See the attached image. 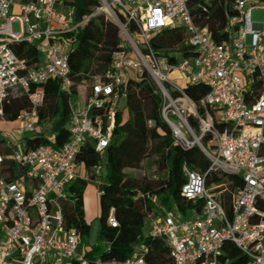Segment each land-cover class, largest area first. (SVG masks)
Returning a JSON list of instances; mask_svg holds the SVG:
<instances>
[{
	"label": "built area",
	"instance_id": "1",
	"mask_svg": "<svg viewBox=\"0 0 264 264\" xmlns=\"http://www.w3.org/2000/svg\"><path fill=\"white\" fill-rule=\"evenodd\" d=\"M251 1L237 0L239 17L233 22L240 28L218 44L194 22L189 0H99L96 14L105 13L120 29L118 49L82 99L70 101L69 140L58 148L55 135L48 136L50 125L40 124L44 88L59 80L71 97L72 47L66 35L84 22H75L74 9L65 0H0V121H6L3 105L10 94L20 92L30 104L17 117L23 122L17 130L20 149L0 138V264H150L145 240L125 260L94 258L83 250L80 232L67 229L63 207L75 182L102 176V162L88 170L78 157L88 143L104 154L130 80L145 73L161 97V117L176 143L191 148L211 134L215 148L200 147L211 162L210 172L241 175L244 186L233 195L230 218L218 191L224 185L209 187L206 175L185 168L182 194L201 201L200 210L186 217L176 208L161 207L147 219L144 239H162L173 264H228L222 260L226 242L241 251L247 264H264V26L253 24ZM172 28L185 30L192 55L154 49L152 37ZM23 42L36 45L38 67L30 68L12 48ZM201 83L209 88L201 102L204 115L185 93L187 86ZM255 86L262 87L261 95L248 101ZM213 112L228 125L224 131L216 128ZM187 114L200 124L194 140L185 136L184 129L193 131ZM28 132L50 144L29 147L23 141ZM109 223L118 227L114 216Z\"/></svg>",
	"mask_w": 264,
	"mask_h": 264
},
{
	"label": "trees",
	"instance_id": "2",
	"mask_svg": "<svg viewBox=\"0 0 264 264\" xmlns=\"http://www.w3.org/2000/svg\"><path fill=\"white\" fill-rule=\"evenodd\" d=\"M264 6V0H255ZM237 0H189L194 22L207 29L211 38L218 44L229 41L240 28L233 22L239 17L235 8ZM65 4L74 9L76 23L84 22L66 39L72 50L69 57L71 69V97L62 88L61 81H50L44 88L45 103L40 110V124L50 125V134L55 135V146L60 148L69 140L66 128L70 120V101L81 100L92 80L108 69L120 41V29L105 15L96 14L99 0H65ZM96 14V15H94ZM187 34L183 28H172L152 37L151 43L158 52L166 55L179 49L182 55H192L186 45ZM17 55L26 60L30 68L38 67L40 54L35 44L26 42L12 46ZM261 86H255L253 93L247 95L250 101L261 95ZM186 95L197 105L199 113L204 115L201 102L209 93V88L201 83L187 86ZM76 98V99H75ZM162 100L149 75L145 73L138 80L131 79L126 90L127 111L120 110L110 145L105 150L107 175L101 176L99 189L100 234L99 240L107 245L104 259L125 260L131 256L134 246L141 241L149 246L147 260L150 264H173L169 247L162 239H144L147 219L165 209L176 208L189 217L194 210H200L202 202L195 203L185 198L182 188L186 183L185 168L206 175L207 185H224L221 201L230 218L233 215V195L243 188L241 175L225 171H211V162L195 144L183 148L175 141L171 128L161 117ZM27 97L20 92L10 94L5 100L3 110L5 119L15 121L22 110L29 108ZM216 128L224 131L228 125L220 122V116L213 112ZM188 123L197 136H200V124L193 117ZM32 148L50 144L44 136L27 140ZM207 149H214L215 139L207 134L200 140ZM264 156V147L261 150ZM154 160L158 173L154 177L137 179L129 171L141 169L144 163ZM88 170L102 162V155L95 152L88 143L78 157ZM83 182V181H82ZM85 185H88V183ZM69 200L63 204L67 229H76L84 241L90 235L91 225L86 220V211L81 196L73 185L69 190ZM153 198L158 199L155 204ZM114 216L118 227L113 228L109 218ZM100 248L89 249L92 256ZM223 261L228 264H247L248 260L231 242H226Z\"/></svg>",
	"mask_w": 264,
	"mask_h": 264
},
{
	"label": "rangeland",
	"instance_id": "3",
	"mask_svg": "<svg viewBox=\"0 0 264 264\" xmlns=\"http://www.w3.org/2000/svg\"><path fill=\"white\" fill-rule=\"evenodd\" d=\"M251 4L253 5L252 10V22L256 26H264V6L257 4L255 0L251 1ZM66 14V10H65ZM102 15H105V13H100ZM16 15V14H15ZM107 16V15H105ZM13 28L15 32L20 31L19 24L15 22L13 24ZM177 75H174L173 78H175ZM133 79L137 80V76L133 75ZM156 88V87H155ZM76 99V98H75ZM127 105H126V96L123 97V100L121 102V109L123 111H127ZM219 115V114H218ZM189 114H187V117ZM3 122L0 121V138L9 142L13 147L20 149L21 141L18 138V129L23 126V122L21 120L11 121L10 124H2ZM6 124V125H5ZM185 136L189 140H194L195 134L192 130H186L184 129ZM52 134H48V136H51ZM37 135L36 133L28 132L23 136L24 140L27 141L29 139L35 138ZM102 164H103V171L102 176L107 175L106 170V157L103 154L102 155ZM131 172L135 178L141 179L144 177H154L158 173V166L156 165L154 160L149 161L148 163H144L139 170L129 171ZM102 179H97L96 181H93L91 183H88V185H85L82 181L75 182V187L77 188L79 194L83 196V201L85 205V211H86V220L91 225V232L90 235L85 237L83 241V250L87 251L91 249L93 246H98L100 249L94 253V258L98 259L102 256L103 252L106 250L107 245L99 240V234H100V207H99V189L97 187V184L102 182ZM150 221L148 220V223ZM148 228V224H146L144 233L146 229ZM3 239L2 231L0 229V241Z\"/></svg>",
	"mask_w": 264,
	"mask_h": 264
},
{
	"label": "crops",
	"instance_id": "4",
	"mask_svg": "<svg viewBox=\"0 0 264 264\" xmlns=\"http://www.w3.org/2000/svg\"><path fill=\"white\" fill-rule=\"evenodd\" d=\"M256 28H260V26H256ZM2 122H3L2 124L6 123V124H10V125H11V123H10L11 121H8V120H6V121H2ZM6 124H5V125H6ZM189 216H190V217H195V215L192 216L191 214H190Z\"/></svg>",
	"mask_w": 264,
	"mask_h": 264
},
{
	"label": "water",
	"instance_id": "5",
	"mask_svg": "<svg viewBox=\"0 0 264 264\" xmlns=\"http://www.w3.org/2000/svg\"><path fill=\"white\" fill-rule=\"evenodd\" d=\"M195 144H197L199 147H201L200 139L198 141H196Z\"/></svg>",
	"mask_w": 264,
	"mask_h": 264
}]
</instances>
